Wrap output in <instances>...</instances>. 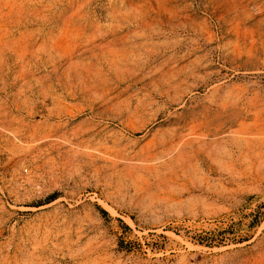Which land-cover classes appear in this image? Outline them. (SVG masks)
I'll use <instances>...</instances> for the list:
<instances>
[{
	"label": "rangeland",
	"instance_id": "374dc122",
	"mask_svg": "<svg viewBox=\"0 0 264 264\" xmlns=\"http://www.w3.org/2000/svg\"><path fill=\"white\" fill-rule=\"evenodd\" d=\"M263 205L264 0H0V264H264Z\"/></svg>",
	"mask_w": 264,
	"mask_h": 264
},
{
	"label": "trees",
	"instance_id": "16d2710c",
	"mask_svg": "<svg viewBox=\"0 0 264 264\" xmlns=\"http://www.w3.org/2000/svg\"><path fill=\"white\" fill-rule=\"evenodd\" d=\"M262 208H263V211L262 212L259 211L257 216L255 217L256 224H257V222L259 223V220H262L264 218V205H263ZM225 233H226L225 230H222V231H219V232H215V233L212 232L209 235V237H204L205 239H200L199 241H197V244L201 245V246H204V247H207V248H212V247H215V246H219V245L224 244L226 242L225 241V236L221 237V235H223Z\"/></svg>",
	"mask_w": 264,
	"mask_h": 264
}]
</instances>
